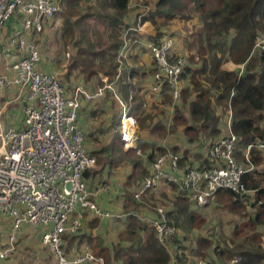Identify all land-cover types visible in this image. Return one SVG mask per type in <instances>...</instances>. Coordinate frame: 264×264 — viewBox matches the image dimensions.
Masks as SVG:
<instances>
[{"label":"trees","instance_id":"obj_1","mask_svg":"<svg viewBox=\"0 0 264 264\" xmlns=\"http://www.w3.org/2000/svg\"><path fill=\"white\" fill-rule=\"evenodd\" d=\"M77 1L66 0L67 5L63 11L65 13H62L60 35L74 49L72 50V60L66 68L65 81L57 78L60 85L65 88L66 92H70L80 83L67 85V82L72 78L79 80L80 77L83 80L81 85L88 92L94 93L98 87L105 85L99 78V75L102 74L107 78L108 83L114 82L115 90L129 105V114L137 121L140 131L157 139L165 138L167 133L169 134V130L167 131L163 125L164 119L154 123L156 113L163 116L164 112L154 106L150 113L143 115L142 102L145 97L144 95L140 96L141 90L137 88L142 82L132 83V72L125 70L127 60L123 61L124 71L122 70L118 74L120 66L118 59L123 45L122 30L129 29L128 32L131 33L138 26V22L130 27L124 26L121 20L130 0H98L100 8L113 10L114 15L106 12L101 13L93 8L87 9L82 14L77 13L74 9ZM189 5L200 16L202 27L193 39V47L197 56H192L187 60V65L179 77L181 94L174 108L188 116L189 125H186L187 127H184L183 130L195 129L200 134L204 133L211 140H209L206 149V164L199 167L191 164L186 167V170H202L222 165L219 162L211 161L208 151L212 145L227 136L224 122L225 117L230 114V131L237 138L234 156L245 164L246 169L252 167L243 177L248 192L237 194L227 189H219L211 201L217 202V205L219 204L227 215L237 219L243 214L241 217L247 219L240 225L234 223V220L232 222L234 234L242 235L241 242L231 246L224 243L218 252L215 251L217 256H214L220 264H231L233 260H236L234 264H262L264 263V246L259 228L264 226V180L261 178L258 180L256 177L262 174L259 172V168L264 162V155L251 149L249 160L245 161L243 152L252 143L264 141V54L254 50L257 36L264 33V0H159L154 11H151L148 17H140L139 20L141 23L162 15L167 22L179 14L180 17L188 19L189 16L181 15V12ZM31 39L35 41V35H32ZM164 39L171 38L162 37L160 31H157L152 43L159 44ZM176 57L178 56L172 53L171 58ZM181 57L185 58V56ZM194 58L200 59V62L194 63ZM154 71L152 63V68L146 73L152 82L149 93L162 96L170 105L172 96L167 85H163L157 93L151 92V88L155 84ZM130 96L132 99L128 101ZM105 100L110 103L114 115L109 118L105 127L100 123L95 125L93 123L85 129V146L89 143L99 146H96L90 153L96 159L95 169L91 172L85 171L82 180L86 182L89 177L100 175L106 169L109 173L125 163L132 167L133 171L129 178L132 177L134 187L131 194L126 193L123 188L125 192L123 198L125 201L137 204L139 202L134 198V194L142 188L145 177L152 172L144 164L152 163L155 156L165 154L166 149L156 147L154 142L140 144L141 153H144L146 158L138 157L135 153V156L134 154L127 156V153L120 149V137L116 126L121 116V110L108 90L104 91L101 99L85 102L79 110L78 120L84 114L87 115V119L95 120L99 116L95 106L98 102ZM217 111L221 112L222 118ZM116 116H118V120H116ZM194 139L189 138L187 142L194 143L196 142ZM171 150V153H176L175 150ZM182 154L183 159H187L185 154ZM175 155L178 156V154ZM107 180L110 181L109 178ZM170 186L176 190L174 185ZM88 191L90 190L88 189ZM179 195L180 198L176 200L172 210L162 209L166 215L167 223L176 229L175 236L168 242L160 241L151 222L139 220L135 215H128L120 219L124 221V231L120 233L119 240L112 248L111 258H109L107 249L86 252L95 254V257H103L104 264H110L111 259L119 264H170L172 259L169 251L173 248L176 250V261L188 264L189 258L180 245L179 229L184 230L187 226V232H190L205 220L201 214L189 211V205H185L187 201L192 202L189 197ZM90 200L93 201V197H90ZM193 203L197 206L195 202H192V205ZM154 207L159 208L156 205ZM98 208L107 211L99 206ZM87 217L97 221L101 219L92 211L86 210L81 229L75 234L62 236V250L68 258L82 254L80 252L73 257L68 256L69 250L68 247H65V242L73 243L77 240L79 243L83 239L79 233ZM156 218H158L157 213ZM104 220L114 221V219ZM210 246L211 241L208 238L202 235L198 238L196 247L190 250L191 256L196 258L193 264L198 259L205 260L210 264V261L205 258L208 256L207 251ZM46 248L51 258L55 260L49 248ZM181 250L183 253L180 252ZM208 258L211 259L209 256Z\"/></svg>","mask_w":264,"mask_h":264},{"label":"built area","instance_id":"obj_2","mask_svg":"<svg viewBox=\"0 0 264 264\" xmlns=\"http://www.w3.org/2000/svg\"><path fill=\"white\" fill-rule=\"evenodd\" d=\"M60 3L61 0H0V30L10 27L2 51L4 71L0 72V221L5 217L11 220L9 242L0 248V261L9 257L17 232L28 225L45 230L41 243L49 248L56 264H104L103 258L90 252L68 258L62 250V236L81 229L84 211L90 210L101 219L121 217L101 210L90 200L100 191H107L106 186L90 192L82 180L83 173L96 165L95 157L86 150L85 133L78 123L83 101L99 100L108 90L121 110L117 124L121 149L142 155L137 121L129 114V105L115 90L114 82L108 83L103 77L105 85L94 93L81 84L66 92L55 76L37 69L40 52L31 36L41 34L45 25L55 19ZM172 48L171 39L147 44L155 69L151 92L157 93L167 85L176 100L187 59H172ZM254 50L264 54V33L257 36ZM123 51L118 59V74L122 71ZM131 99L130 96L128 101ZM14 107L19 109L17 121L21 126L10 119ZM230 121L229 114L227 136L208 151L209 159L221 166L180 171L179 157L166 151L155 157L151 174L145 177L134 198L139 201L161 183L174 185L179 194L199 207L208 205L219 189L247 193L243 177L252 167L246 169L234 156L237 138L230 131ZM251 149L264 155V141L247 146L243 152L245 161L249 160ZM156 213L158 218L151 224L160 241L166 243L175 236L176 229L167 223L162 209H156ZM195 264L208 262L198 259Z\"/></svg>","mask_w":264,"mask_h":264},{"label":"crops","instance_id":"obj_3","mask_svg":"<svg viewBox=\"0 0 264 264\" xmlns=\"http://www.w3.org/2000/svg\"><path fill=\"white\" fill-rule=\"evenodd\" d=\"M158 1L159 0L129 1L127 10L122 16L121 20L124 23V26L130 27L133 26L134 23L137 24V22H138V26L137 29L131 33L128 32L129 29L127 31L122 30L121 38L123 40V45L121 47V51L122 49L124 50L123 51L124 57H122L120 60L122 61V66H123V61L127 60L125 70H129L132 72V80H131L132 83L135 84L138 83V81L142 82V84L140 83L138 85L139 87L137 88L141 90L140 96L144 95L145 97L144 102H142V105L144 106L142 107V109L144 110L143 115H147L148 113H150V110H152L154 106H156L161 111L163 112L165 111V113L163 116H159V114L156 113L154 123L161 119H164L163 125L165 129L168 131L170 128H172L174 134L179 135L180 132L182 131L181 129L184 128L176 127L174 123L177 121V119H180V117H184L188 119V116L183 112L182 114L181 112L175 110L174 105L177 99L176 100L172 99V102L173 101L174 102L173 103L171 102V104L169 105L168 103H166L165 99L162 96L158 94L149 93V87L151 86L152 82L150 81L151 79L149 78V75H146V73L152 68L153 62L150 53L147 49V44L152 43L153 41L152 39L156 37L157 31H160L162 37H169L173 40L172 53L177 56H184L185 54H188L189 51L187 45L189 44L192 45L195 34L199 32L202 27V22L200 16L195 12L192 6L189 5L187 9H184L181 12L182 13L181 15L183 14L188 15L189 16L188 19H184L180 17L179 14L170 18L166 22V19H164L162 15H158L153 17L149 21H143L140 23L139 18L146 16L148 17L150 15V12L154 11L155 5L157 4ZM66 5H67L66 0H61L60 3L61 10L59 16L55 17V19H53L51 22L45 25V28L41 35L39 34L35 36L36 39L34 42L40 52V61L37 64V69L40 72L54 75L56 71H60L59 75L63 74L62 68H60L61 70H58L57 68L60 64L62 65L65 64L62 62V60L58 59L57 57L50 58V53L47 52V48L51 49L50 47L51 45H53V42H49L51 39V35H50L51 25L52 23H54V26H57V24H59L60 22V19H63V16L61 17V15L65 13L63 11L66 8ZM89 8L96 9L98 12L101 13L106 12L107 14H111V15L115 14L113 10H109V9L104 10L103 8H100V5L98 6V0H78L76 6H74L75 11H77V13L80 14L84 13ZM164 22L166 23L164 24ZM60 26H62V24ZM9 34H10V27L8 25L0 30V72L4 71V67L2 63V51L3 48L6 46V42ZM189 39L191 40V43H188ZM192 49H193V45H192ZM121 70H123L122 67ZM103 77L105 76H103L102 74L99 75L100 79H102ZM179 86L181 88L180 83ZM84 103L85 102L83 101L81 107L83 106ZM95 107H96L97 115H99L96 117L95 120H99L100 124H102V126L105 127L107 122L109 121V118H111L114 115L113 109H111L110 103L106 100L98 102ZM228 116L225 117V122H224V128L226 131H228L227 128ZM116 120H118V116H116ZM87 121L89 124H87ZM93 122L94 120L87 119L86 114L81 116L80 120H78L80 128L84 129V130L82 129L84 133L88 125L93 124ZM14 124L20 125V122L17 121ZM85 124H87V126H85ZM116 130H117V126H116ZM137 134L138 137L139 136L141 137V138L139 137V139L142 140L143 143L154 142L156 147L164 148L166 149V151L168 150L170 151L171 149L175 150L176 152L175 154H178V156L180 157L179 162L181 160L180 163L178 162L180 171H185L186 167L191 164L195 167L204 166L206 164L205 158L202 162H200L201 159L198 160L200 157L194 156V152H196L195 151L196 142L188 143L185 140L184 141L181 140V143H178V141L173 142L168 138V136L171 135L168 133L165 138L157 139L154 136L152 137L151 135H147L146 132H141L138 123H137ZM121 150L127 153V156H132L134 154V152L131 151L127 152L124 151L123 149ZM182 153L185 154V157L187 159L185 160L183 159ZM205 156H206V151L204 153V157ZM138 157L146 158V155L143 153ZM151 164L152 163L144 164V166L147 169L152 170ZM94 169L95 167L87 171L91 172ZM132 171H133L132 167L124 163L122 166L114 170H111L109 173L108 170L106 169L100 175L89 177L85 183L88 189L90 190V192L99 189L100 186L102 185L107 187V191H100L96 196H93V201L102 209L120 215L122 218L128 215H135L139 220H144L148 222H151L152 220L156 219V209H163V210L165 209L168 211L174 208V203L176 202L177 199L180 198V195L177 192V190L172 189L171 186L166 183H161L157 188L146 193L143 197L140 198L139 201L137 200V202H139L137 204H133L131 201H125L123 198L125 194L124 189L126 190V193L131 194L134 187L132 177L129 178V175L132 174ZM108 178L110 181L107 180ZM121 186L123 187L121 188ZM162 187L163 189L161 190ZM162 191L163 193L158 194L159 192ZM192 202L187 201L185 205H189L188 206L189 211L197 212L199 214L202 213V216L205 219L207 227L209 226L208 223L212 221H213L211 223L212 225L217 224L219 227L221 226V223H219V221L216 220L213 215L212 217L211 216L209 218L207 217V214L205 213L206 211H209L208 207L203 208V207H199L198 205L195 206L194 203L192 205ZM154 205H156V207L159 208H155ZM218 216H222V214H219ZM227 216H230L232 218L231 215H227L225 213V215H223L222 217V221H224V219ZM121 217L118 218L117 220L114 219V221L113 220L108 221L104 219H99L97 221L91 217L85 218L83 228L79 233V236H83V239L80 240L79 243L77 240L74 241L73 243H70L69 241L67 243L65 242V247H68L69 250L68 256L73 257L76 254H80V252L83 253L86 251H96V249L97 251L100 249H107L109 251V258H111L112 248L114 244H116L117 241L119 240L118 237L120 233L124 231V224H123L124 221L120 220ZM208 219H210L209 222ZM233 220L234 223H237V221H235L236 219H232L231 221L228 220L227 221L228 223H225L229 226V228L231 227V231L229 236L228 234L225 235L228 237L226 238L224 237L226 240L224 241V243H228V245L230 246L241 242L242 239V237H240L239 234H234V225L232 223ZM186 228L187 226L185 227V229ZM42 229L36 227L33 228L28 225H23L22 228L16 234L14 249L12 253L9 255L7 259L1 260L0 264H56L55 260L51 258L48 249L41 243V235L45 231L44 229L43 230ZM193 231L195 230L194 229L190 230L192 235H194ZM259 231L262 233V240H263L262 244L264 246V226L260 227ZM10 234H11V220L5 217L0 221V248L8 244ZM178 236L180 240V245L181 247L184 248L183 251L189 258L188 264H193L194 260L196 259L192 257L190 254V250L196 247V243L192 241L193 237H191L189 232H184L183 230L180 229L178 232ZM183 251L181 250L182 253ZM175 253L176 250L171 248L169 251V254L172 259L170 264H181L176 261ZM207 253H209L211 256V259L208 260L210 261V264H220L219 260L214 255L212 256L211 252H207ZM110 264H119V263L111 259ZM231 264L233 263L231 262Z\"/></svg>","mask_w":264,"mask_h":264},{"label":"rangeland","instance_id":"obj_4","mask_svg":"<svg viewBox=\"0 0 264 264\" xmlns=\"http://www.w3.org/2000/svg\"><path fill=\"white\" fill-rule=\"evenodd\" d=\"M58 16H59V14L56 17H58ZM62 16L63 15H61V17ZM62 20L63 19H60V22H59V24H57V26H54V23H52V25H51V28H50V30H51V33H50L51 39H50L49 42H53V45H51V47H50L51 49H48L47 48V52L50 53V58L51 57H57L58 59L62 60V62L65 64V65L60 64L58 66V68H57L58 70H61L60 68H62V70H63V74H61L62 76L59 75V72L60 71H56L54 73V75L56 76V78H59L61 81L64 82L65 81V78L64 77H65L66 68L68 67L67 65H69V62L72 60V55H73L72 50L74 48L71 47L70 44L66 40H64L61 37V35L59 34L60 28H61L60 25L62 24V22H61ZM188 43H191V40L190 39H189ZM192 45H193V43H192ZM192 45L191 44L187 45L189 52H188V54H185L184 55L185 58H187V60L190 59V57H192V56H194V57L197 56V54L195 52L196 51L195 48L193 47V49H192ZM66 54H68V56H66ZM193 62L196 63V64H198L200 62V59L194 58L193 59ZM63 66H65V67H63ZM82 81L83 80L80 77H79V80L76 79V78L75 79L72 78V80H70V81L67 82V85L70 84V83L72 85L75 84V83L83 84ZM12 97H14V96L12 95ZM164 113H165V111H164ZM217 113L219 115L221 114V112H219V111H217ZM19 116H20L19 109L17 107L12 108L11 109V115H10L11 118L10 119L12 121H17V120L20 119V118H18ZM220 118H222V114L220 115ZM93 123L95 125V124L100 123V121L99 120H94ZM87 124H89L88 121H87ZM87 124H85V126H87ZM174 124H175L176 127H183L184 128V127H187L186 125H189V120L187 118L180 117V119H177V121ZM181 130H180L181 131L180 134L179 135H176V134H174L173 129L170 128L169 129V134H171V135H169L168 138L171 141H173V142L178 141V143H181V140L188 141L189 138H195L194 140L196 141V146H195V151L196 152H194V156L195 157H200L198 160L201 159L200 162H202L204 160V158H205L204 157V153H205V151L207 149L209 140H211V139L209 137H206L204 133H201V134L198 133L195 129H191V130H188V131H185L183 129H181ZM96 146H99V145H92L91 143L87 144L86 145L87 152L90 154L91 151L94 148H96ZM259 172H261L262 174H260L256 178L258 180L260 178H261V180H264V162H263L262 166L259 168ZM263 185H264V181H263ZM162 189H163V187L161 188V190ZM161 193H163V191L162 192H159L158 194H161ZM206 207L209 208V211H206V213H205V214H207V217L209 218L210 216L212 217V215H213L215 217V219L218 220L219 223H221V226L219 227L217 224L212 225L211 223L213 221L210 222V223H208L210 221V219H208V222H207L209 224L208 227L206 226V222L204 221V222L200 223L198 227H196V226L194 227V229H195V231H193L194 232V235H192L191 232H189V233H190L191 237L194 238V239L192 238V241H194L196 244H197L198 238L201 235L203 237L208 238L211 241V246L209 247V249H208L207 252H211L212 253V256L213 255L217 256L215 254V251L218 252V249L222 248V246L224 245V241H226L225 238L229 236L230 231H231V227L229 228V226L227 224H225V223H228L227 222L228 220L231 221L232 219H235V218L234 217L231 218L230 216H227L224 219V221H222V217H223V215H225V212L222 210V207L219 204L217 205V202H212L211 201V203L208 204V206H206ZM219 214H222V216H218ZM201 216H202V213H201ZM241 216H243V214ZM241 216L235 220V221H237V223L239 225L241 223H244L246 221V219H247L246 217H241ZM183 223H185V221H183ZM223 224H225V225H223ZM40 229H42V228H40ZM187 229L188 228L184 229L183 231L184 232H187ZM227 234H228V236H225ZM241 236L242 235H240V237ZM208 255L210 256L209 253H208ZM205 258H207L209 260L208 256H206Z\"/></svg>","mask_w":264,"mask_h":264}]
</instances>
